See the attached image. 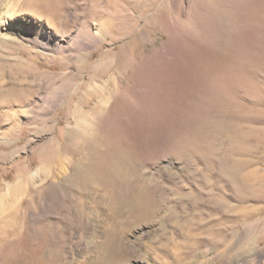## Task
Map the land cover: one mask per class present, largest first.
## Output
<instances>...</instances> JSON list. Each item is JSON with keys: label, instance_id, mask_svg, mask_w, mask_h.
Wrapping results in <instances>:
<instances>
[{"label": "rangeland", "instance_id": "obj_1", "mask_svg": "<svg viewBox=\"0 0 264 264\" xmlns=\"http://www.w3.org/2000/svg\"><path fill=\"white\" fill-rule=\"evenodd\" d=\"M10 1L0 264H264V0Z\"/></svg>", "mask_w": 264, "mask_h": 264}, {"label": "bare ground", "instance_id": "obj_2", "mask_svg": "<svg viewBox=\"0 0 264 264\" xmlns=\"http://www.w3.org/2000/svg\"><path fill=\"white\" fill-rule=\"evenodd\" d=\"M4 1L5 0H0V25H7V23L10 20H12L13 17L16 16V15L12 14L14 9L12 10V6L10 4L11 1L10 0H6V2L3 3ZM26 3L28 5L27 6V10L30 13H34V14L40 15L39 16V19H40L39 21H41V23L40 22L36 23L37 26H38V29L36 31V38L34 40V43L42 42L43 46H47L48 44L52 43V41H51L50 36H48V34L46 32L47 30L45 31L44 28H43L42 21L43 22L45 21L43 16L47 17L48 24H50V26L53 29H57L58 27H61L63 29V31H64V29L66 28L65 27L66 23L63 20L64 16L62 14H59V15L56 16V14L53 12V9L56 10V8H58L60 5L57 4L56 0H28V1H26ZM59 31H61V30H59ZM40 37L44 38L45 40L40 41ZM2 38L6 42H9L4 37H2ZM64 44L65 43L63 42L62 39H57V42H56L54 47L56 48V50H58V51L61 50L62 51L66 47V46H64ZM50 48H51V46H50ZM23 49H24L23 50L24 55L26 54L28 56L29 53H28L27 48H23ZM6 67H7V65L4 62L2 64V66H1V71L2 72L0 73V76L2 78H5V77H7V75H10L11 77L18 78L20 80V79L23 78V76L26 75L28 77V75H29V72L27 70H25V69L21 70L22 68H16V67L13 68L12 66H11L10 71L7 72L6 71ZM25 79H26V77H25ZM12 94L13 93L8 94V98L9 99H11L13 97ZM106 165H107V163H106ZM107 171L115 174V176L117 175L118 178H120L123 183L129 184L130 175H129V173L127 171H125V169L123 170L122 168L117 167L115 164H110V165H108L106 167V173H107ZM85 176L88 177L89 175L87 176V174H86ZM82 178H84V180H85L84 176ZM135 179L137 180V184H136V187H135V197L133 199L134 208L136 210L139 209L141 211L142 206H146V208H147L146 209V215L151 216L157 209H159L158 208V204H157V202L155 200H153V197L150 196L151 194H150L149 190L147 189V186L145 184L144 178L141 177L140 175L139 176L137 175V177H135ZM86 183L90 184V181L87 179V180H85V182H82L80 184V186L84 187V185ZM117 247L118 248L115 250V256L117 255L118 257H122V258H124V257L126 258L127 256L128 257H133L134 256V252L133 253L130 252V249L128 248V245L125 242V240H121L120 239V242L117 244Z\"/></svg>", "mask_w": 264, "mask_h": 264}]
</instances>
